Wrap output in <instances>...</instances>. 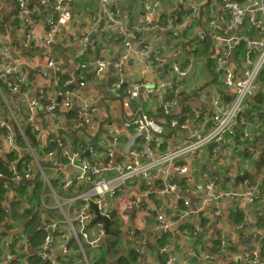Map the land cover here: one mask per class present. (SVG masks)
Returning a JSON list of instances; mask_svg holds the SVG:
<instances>
[{
	"label": "built area",
	"instance_id": "obj_1",
	"mask_svg": "<svg viewBox=\"0 0 264 264\" xmlns=\"http://www.w3.org/2000/svg\"><path fill=\"white\" fill-rule=\"evenodd\" d=\"M41 2L43 6L51 4L55 10V15L49 21L45 36L39 32L35 20H31L30 12L32 11L27 0H18L16 20L18 19L20 24L28 28V36L33 41L44 46L41 54L44 65L37 69L35 76L36 81L51 82V84H49L50 86L46 84L39 90V93L34 95L38 97H31L35 81L29 78L23 67L34 66L37 60L35 57H28L30 65L24 61L22 63L11 62L9 59L11 49L6 38H3L0 42V158L8 161L7 166L13 175L11 180L16 181L17 184L23 182L26 184L30 181L28 186L31 188V186H36L35 179H37L43 186L41 199L43 200V195H50L56 204L50 206V202L46 198L44 205H46L47 211L40 212L37 208L35 210L37 218L41 221L40 229L46 233L39 250L32 249L27 238L29 232L24 224L18 223L9 228H0V264H32V260H36V258L41 261L37 264H75L72 261V256L79 253L82 254L79 262L91 264L92 252L85 250L84 246L95 250L107 242L104 223L102 221L94 222L96 214L91 210L92 202L97 204L102 215L111 218L110 223L116 219L120 220L123 224L122 229H127V224L130 223L126 233L128 236L133 235L136 230H142L147 224L148 215L146 212H149V206L145 201L147 196L155 192L157 194H172L177 192L180 186H189L187 181L183 182L184 180L179 183L167 181L164 188L157 189L154 184L161 173H166L168 178L178 175L191 179L192 168L188 165H181L179 162L193 157L211 143L217 144L214 147L215 153L221 147L225 148L226 145L234 151L239 148H248L246 142L253 136V131L245 129L242 133L237 134L235 127L247 124L246 112L254 107L255 102L252 100L261 89H264V85H262L264 81V31H261L264 30V0L247 2L218 0L221 4V14L207 22L210 32L207 33V29H205L203 34L198 37L194 36V39L207 44L217 41L223 46L226 45L221 56L219 52L221 63L227 61L230 46L241 48L243 44H248L245 65L239 68H232L228 65L225 68L223 84L227 88L226 95L231 98L229 105L225 106L219 97L214 100L210 112H195L196 118L201 119L207 126L209 125V129L196 135L193 139L177 142L172 148L165 149V125L141 110L140 112H127L130 118L124 122V126L127 127L128 132L135 129L136 136L134 138L130 136L129 143L125 148L128 158L121 162L114 161L115 150L112 147L104 148L103 142L77 140L71 143L72 145L68 144V138L73 135L69 130L74 128L75 131H79V129L76 126L62 125L59 120L60 115L71 108L73 109V105L77 104L79 107L75 109L76 121L71 125L75 123L90 124L89 115L91 112L93 113L95 107L88 97L79 94L78 87L73 81L63 80L57 75L59 67L53 58L54 51L51 47L60 29L67 25L72 18L71 6L65 0H42ZM114 2L116 1L99 0V13L109 19L112 24H118L115 19L117 10L112 7ZM207 2L211 3V0L210 2L201 0L198 7H203ZM146 8H150V5H147ZM191 8L196 10L194 5ZM259 14L262 15V18L258 17ZM151 20V12H148L144 25L149 27ZM233 26L252 28L257 36L231 38V33L236 32ZM162 28H164L163 31L171 29L168 26ZM121 35L124 39V46L128 49L124 58H128L132 49L130 33L121 29ZM83 41L85 44H91L89 33L84 35ZM180 51L181 49L178 54ZM191 61L193 62V60ZM159 62L162 65L165 60L160 59ZM150 65L152 64L147 62L143 64V68L146 70L150 68ZM114 66L120 73L119 77H122V63H115ZM79 67L81 69L88 68L90 64L80 63ZM96 67V75L102 76L108 63L99 58ZM170 74L154 87L134 82L124 97V107L130 108L131 103L139 97L143 90L152 99L163 88L164 90L168 89L171 97L173 96V100L167 99L168 103L164 106V112L168 115L171 105L175 103V98L180 93L181 77L187 74V70L183 71L180 66L174 65ZM81 85H84V82H81ZM124 85L122 78H119L115 84V90L120 92ZM9 96L13 97L12 101ZM59 97L60 101H58ZM16 98L18 99L16 100ZM41 109L44 114H41ZM2 111L6 114L4 118H1ZM179 125L180 121L177 119H172L169 122V126L172 128H177ZM28 128L34 132L35 140L40 144L41 149H38L35 143L28 138ZM234 136L239 137V140H236ZM19 137L24 139L25 146L18 143ZM98 149H101L102 154L97 152ZM249 150L253 159H257L262 152L260 160H264L263 150L257 152L254 149ZM85 152H89V154L85 155ZM11 154L15 155V158L9 160ZM47 163H50L51 167H46ZM67 168L73 169L74 176L62 175ZM49 169L52 171L48 172ZM201 174L202 180L204 179L205 182L197 186V190L205 192L204 202L206 204L211 202L217 204L223 199H228L254 205V202L259 198L258 187L251 186L252 183L247 180L245 181L247 182L246 186H243L242 190L226 189V187L217 189L219 181L222 180L220 176H209L203 171ZM2 179L5 180L4 183H2ZM223 179L226 178L223 177ZM53 181H57L64 188L73 189L72 195L67 197L66 194H59ZM138 181L141 182L140 191L137 195H133V191H131L133 186H127V184L131 185ZM0 183L6 187L10 185L3 172H0ZM82 187L86 188L78 193ZM14 196H17L16 200ZM119 197L124 201V211L117 217H112L111 213L115 209L112 201ZM179 199L181 211L179 210L178 215L181 218H188L197 212L201 214V210L197 211L196 208H193L189 199L182 197ZM4 207L9 211L13 210V218H6L5 222L11 224L12 221H17V215L21 214L25 207H29V200L26 196L19 197L15 192L11 195L10 200L4 203ZM62 208H65L66 211ZM45 214H48V218L45 217ZM56 215L59 216L58 219L55 218ZM247 215L250 216L249 212ZM260 220L264 227V214ZM172 222L174 220L170 222L164 211L161 213L157 211L149 231L154 237H157L159 234L169 232ZM87 224L92 229L86 231ZM242 227L244 226L241 225L238 228ZM196 234L198 231H195L194 235ZM254 235L252 239L256 244L252 246L253 250L250 247L242 252L233 251L227 247L228 242L222 239L220 251L207 254L206 258L209 261H214L218 255H221L225 264H264V258L261 256L264 237L257 232H254ZM144 241L139 245V251L144 254L143 262L146 261L145 264H149L150 260L147 256L149 252ZM160 252L166 256L169 254L166 264H179L176 255L170 254L169 243H166Z\"/></svg>",
	"mask_w": 264,
	"mask_h": 264
},
{
	"label": "crops",
	"instance_id": "obj_2",
	"mask_svg": "<svg viewBox=\"0 0 264 264\" xmlns=\"http://www.w3.org/2000/svg\"><path fill=\"white\" fill-rule=\"evenodd\" d=\"M41 1L27 0L32 11L30 12L31 20H35L39 32L45 36L49 21L55 15V10L51 4L43 6ZM65 1L71 6L72 18L67 25L60 29L51 47L54 51L53 58L59 67L57 75L63 80L73 81L78 87L79 94L88 97L95 107L93 113L91 112L89 115L90 124L75 123L71 125L72 122L76 121L75 109L79 107L76 103L73 105V109L71 108L60 115L59 120L62 125L76 126L79 129V131H75L74 128L69 130L73 135L68 138V144L77 140L103 142L104 148L112 147L115 150L114 161L121 162L128 158L125 148L129 143L130 136L132 138L136 136L135 129L128 132L127 127L124 126V122L130 118L127 112L133 113L141 110L165 125V149H170L177 142L193 139L196 135L209 129V125L207 126L201 119L196 118V111L210 112L214 100L219 97L225 106L229 105L231 98L226 95L227 88L223 84L225 68L228 65L232 68L245 65L248 44H243L241 48L230 46L225 63L219 61V52L221 56L226 45L223 46L217 41L208 44L205 49H199L198 57L193 62L188 61L190 57L185 47V50L181 49L178 54L182 48V43L188 45L190 39L194 40V36L198 37L203 34L205 29H207V33L210 32L207 22L214 16L219 17L221 14V4L218 0H211V3L207 2L203 7H198L201 0H115L116 2L113 3L112 7L117 10L115 19L118 24H112L109 19L104 18L99 13V0ZM208 1L210 2V0ZM247 1L250 0H242L241 2ZM191 4L196 7L195 11L192 10L193 5ZM16 5L18 6V0H0V42L6 38L11 49L9 58L11 62L22 63L24 61L30 65L28 64V57L36 58L37 63L34 66L23 67L29 78L32 76L35 81L31 97L36 98L38 96L34 95L39 93L41 88H44L46 84L48 86L51 84V82H38L35 76L37 69L44 65V60L41 57L44 46L33 41L28 36V28L20 24L18 19L16 20V9H18ZM147 5H150V8L147 9ZM148 12H151L152 18L149 27L144 25ZM258 17L262 18V15L259 14ZM164 26L171 27L170 31H163L164 28L162 27ZM187 26L188 31H185ZM233 28L236 29V32L231 33V38L235 36L244 38L245 36L248 38L257 36L252 28L236 26ZM121 29L130 33L132 49L128 58H124L128 49L124 46ZM87 33L90 34V45L83 41L84 35ZM99 58L108 63V67L102 76H97L95 73L96 62ZM208 58L214 61L213 65L208 63ZM160 59H164L165 63L160 65ZM147 62L152 65L145 70L143 64ZM80 63L90 64V67L81 69ZM115 63H122V77H119L120 73L114 66ZM174 65L180 66L183 71L187 70V74L181 77L180 95L178 94L175 98V103L171 105L168 115L164 112V106L168 103L167 99L173 100V96L171 97L168 89L165 91L163 88L152 99L143 90L139 97L131 103L130 108L124 107V97L128 93L130 85L136 82L149 87L157 86L161 80L171 75L170 70ZM210 70H213L214 74ZM119 78H122L125 84L120 92L115 90V84ZM81 82H84V85H81ZM262 85H264V81ZM9 97L12 101L13 97ZM252 101L255 104L246 115L247 124L245 127H238L241 131L245 129L253 131V136L246 142L247 149H254L255 152L264 151V89H261ZM133 104L138 107L132 108ZM4 117L6 114L2 111L1 118ZM172 119L180 121L177 128L169 126ZM245 149L239 148L234 151L226 145L225 148L221 147L212 156L208 150L201 152L200 165L203 166L200 169L197 165L192 168L191 179L178 175L168 178L166 173H161L154 184L157 189L164 188L167 181L179 183L184 180L183 182L187 181L189 186H180L177 192L172 194H157L155 192L147 196L145 199L149 206V212H146L148 215L147 224L142 230L134 233V235H138L135 236L137 240H133L135 237L123 240V245L127 247L122 250V253L133 249L129 247L132 241H135V249L139 251L142 236H144L145 244L148 241H155L154 236H151L149 231L156 216L153 215L154 210L158 213L164 211L170 222L174 220L172 228L167 232L170 234L168 243L170 253L177 256L179 264H225L221 255H218L214 261H209L206 258L207 254L218 252L215 250V246L219 239L221 241L225 239L228 242L227 247L238 252L255 245L256 243L252 239L255 236L254 232L264 237V227H262L263 223L260 220L264 214V202L258 203L259 200H257L254 205H249L243 201L240 203L237 200L223 199L217 204L214 202L206 204L204 202L205 192L197 190L196 185L203 171L209 176L216 175L222 178L217 189L226 187V189L242 190L243 186H246L247 182L245 181L247 180L252 183L251 186L258 187V194L264 196V167H261L259 162L262 152L257 159H253V156H247ZM187 161L191 162L192 157L187 158ZM246 172H249V178L245 179L244 182L237 181L236 177L240 173L244 175ZM62 175L74 176L73 169L67 168ZM127 186H133L131 191H133V195H137L141 188V182L127 184ZM151 190L153 191V189ZM121 197L123 196L121 195ZM180 197L189 199L193 208H196L197 211L201 210V214L197 212L188 218H181L178 215L179 210L181 211ZM14 199L16 200V198ZM112 203L115 207L114 210H118V214L124 211L122 198L119 197ZM237 211H240L245 218L240 224L235 222L233 216ZM248 212L250 216L247 215ZM241 225L244 227L238 228ZM129 226L130 223L127 224L126 231H128ZM126 231L125 234L127 235ZM195 231H198V234L194 235ZM112 232L111 237L122 238L121 231ZM220 248L221 246H219ZM100 250L101 246L97 251ZM81 256V253L72 256V261L75 264H83L79 262ZM96 256L98 255H95L94 258ZM147 256H149V264H161L160 257L155 250L153 254L150 253ZM110 260L115 262L117 256H108L107 261ZM145 262L139 261L137 264H145Z\"/></svg>",
	"mask_w": 264,
	"mask_h": 264
},
{
	"label": "trees",
	"instance_id": "obj_3",
	"mask_svg": "<svg viewBox=\"0 0 264 264\" xmlns=\"http://www.w3.org/2000/svg\"><path fill=\"white\" fill-rule=\"evenodd\" d=\"M185 31H188V26H187V28H185ZM188 43H189L188 45L187 44L184 45V43H182V46H181L182 48H180V49L185 50L184 49V47H185L188 50V51L187 50L186 51L190 57V59L188 60L189 62H190V60H194V59H196V57H198L197 52L199 49H205L206 46L208 45L207 43L202 42V41L200 42L197 39H194V40L190 39V41H188ZM208 63H211V65H213L214 61L211 58H208ZM210 72L212 74H214L213 70H210ZM246 113H248V110ZM41 114H44L43 109H41ZM239 127L238 126L235 127L237 134H240L243 132V131H241V129ZM27 136L32 142L35 143V146L38 149H41L40 144L37 142V140H35V135H34V132L32 131L31 128L27 129ZM234 138L236 140H239V137H237V136H234ZM18 143L21 144L22 146H25L24 139L21 137L18 138ZM216 145H217L216 143L208 144L207 146L204 147L203 150H200L198 153H196L192 157L191 162L184 160L182 162H179V164L188 165L191 168H193L194 166L197 165L199 167L198 169H200L203 166V165H200L201 164V155H200L201 152L208 150L211 153L210 156H212L215 153L214 147ZM100 150L101 149H98L97 152L102 154ZM245 151H247V154H248L247 156L249 157L251 155L250 150L246 148ZM14 158H15V155H13V154L9 155V160H12ZM259 162H260V166L264 167V160L261 159ZM8 164H9L8 161L0 158V172H3L5 174V176L7 177V179L9 180V183H10V185L7 187L0 183V228L1 229L9 228L10 226L12 227V225H17L18 223H20L21 225L25 224L27 231L29 232V237H27V238L31 244L32 249L39 250L41 248L40 245H41L42 240H43L46 233L43 229H40L41 221L37 218L38 216L35 213L36 208L34 210H30V209H28V207H25L23 212L25 210H27V212L22 217H21V214H18L17 215V221H12V223L10 224L9 222H7V223H5V222L7 221L8 218L9 219L13 218V216H12L13 210L12 209H11V211L7 210L4 207V203H6L7 200L9 201L11 195H13V194H15V192H17V195L19 197L24 198L26 196L29 200V204L39 205V199H41V196H42L43 186H41V184L38 182L37 179H35L36 186H31V188H30V186H28V184L31 183L30 181L26 182V184H24V182L21 184H17L16 181L11 180L13 175L9 171V168L7 166ZM47 164L48 165L46 167H48V166L51 167L50 163H47ZM47 171L51 172L52 170L49 169ZM4 182H5V180L2 179V183H4ZM204 182H205V180L204 179L202 180V177L200 176L199 180L197 181V186L202 185ZM53 183H54V187L57 188L59 194L64 195L67 191H70V193L73 192V189L64 188L57 181H53ZM85 188L84 187L80 188L78 190V193L81 192L82 189H85ZM258 195H259V198H258L259 202L258 203H263L264 202L263 194L262 195L258 194ZM233 216H234L235 222L237 221L239 224L242 223L243 220L245 219L244 215L240 211H237L236 214H234ZM110 224L112 226L117 225L118 227H121L122 222L120 220L116 219V220L112 221ZM118 231L122 232V228L119 229ZM136 236H138V235H136ZM169 237H170L169 233H163V235L159 234L157 237H154L155 238L154 242H150V241L146 242V246H147L149 254L150 253L153 254V251L155 250L156 253L160 257V263L161 264H166L168 257H169V254H168V256H166L164 253L160 252V249L163 246H165L166 243L169 242ZM133 240H137V238L135 237ZM132 243L135 244V241H133ZM115 244L120 245L123 248H125V246H123L122 240L113 241V240L108 239L106 244L103 245V247L101 249L106 248V249L110 250L112 247L115 246ZM220 244H221V240L219 239V241L216 243V246H215V250L218 252L220 251V249H219ZM98 249L99 248H97L96 251L94 253H92L91 257L92 256L94 257L95 255L103 254V251H101V250L97 251ZM143 256H144V254H142L141 251H137L135 248H133V249H130L129 251H125V253H122V251L119 252L117 255V260L115 262L112 260L107 261V259H105L102 261L101 264H137L139 261H141V262L143 261L142 260ZM261 256L264 258V238L262 240ZM109 257H114V256H109ZM177 260H178V258H177ZM39 262H41V261L37 258H36V260H32V264H37Z\"/></svg>",
	"mask_w": 264,
	"mask_h": 264
},
{
	"label": "rangeland",
	"instance_id": "obj_4",
	"mask_svg": "<svg viewBox=\"0 0 264 264\" xmlns=\"http://www.w3.org/2000/svg\"><path fill=\"white\" fill-rule=\"evenodd\" d=\"M240 175H242V173H240ZM66 194V196L67 197H70L71 195H72V193H70V192H66L65 193ZM48 199L49 200V202H50V206H55V204H56V202L54 201V198L52 197V196H44L43 195V200L42 199H39V205H36V204H29V207H28V209H30V210H34L35 208H37L40 212L42 211V210H46L47 211V209H46V205H44V199ZM59 201L61 202V200L59 199ZM112 205V204H111ZM111 205H110V207H111ZM205 205V204H204ZM110 207H109V209H110ZM63 210H65L66 211V209L65 208H62ZM27 212V210H25L23 213H21V217L25 214ZM53 214H55V212H53ZM116 214H117V216L119 215L118 214V212H116ZM111 215H112V213H111ZM55 218L56 219H58L59 218V216L58 215H56L55 216ZM110 218V217H109ZM111 219V218H110ZM98 224V223H97ZM122 226H123V224L121 225V227H118L117 225H111L110 224V226H109V229H110V231H116L117 233H118V230L119 229H121L122 228ZM88 229H92V227L91 226H89V224H87V229H86V231L88 230ZM125 231H126V229H122V232H120V233H122V238H116V237H111V235L110 234H107L106 235V237H107V240L109 239V240H113V241H120V240H122V242H123V240L125 239V238H134L136 235H129V236H127L126 234H125ZM151 234V233H150ZM151 236H152V234H151ZM143 237L144 236H142V241H143ZM133 242V241H132ZM228 245V244H227ZM124 246V245H123ZM103 246H101V248H102ZM125 247H127V246H125ZM129 247H131V248H135V244H133V243H131L130 245H129ZM84 249L85 250H87V251H89V252H93L94 250L91 248V247H89V246H84ZM124 248L122 247V246H120V245H117V244H115V246L114 247H112L110 250H108V249H106V248H103V249H101V251H103V254H100V255H98V256H96L95 258L94 257H91V260H90V263L91 264H101L102 263V261L103 260H105V259H107L108 258V256H117L118 255V253L119 252H121L122 250H123ZM177 257V256H176Z\"/></svg>",
	"mask_w": 264,
	"mask_h": 264
},
{
	"label": "water",
	"instance_id": "obj_5",
	"mask_svg": "<svg viewBox=\"0 0 264 264\" xmlns=\"http://www.w3.org/2000/svg\"><path fill=\"white\" fill-rule=\"evenodd\" d=\"M239 1H242V0H239ZM142 6L144 7V4H142ZM96 68H97V67H96ZM95 71H96V70H95ZM30 79H32V76L30 77ZM165 91H166V90H165ZM58 101H60V97L58 98ZM134 107H138V106H137L136 104H133V105H132V108H134ZM88 154H89V152H85V155H88ZM258 167H259V165H258ZM222 173H223V172H222ZM247 178H249V173H248V172H246L244 175H239V176L236 177L237 181H241V182H244L245 179H247ZM90 207H91V210L94 211L95 214H96V217H95V219H94V222H95V221H102V222L104 223L106 233H107V234H112L113 232L110 231V229H109V226H110V218H109L108 216L102 215V214L100 213V211H99L98 206H97L96 203L92 202V203L90 204ZM156 213H157V211L154 210L153 215H156ZM111 216H112V217H117V214H116V211H115V210L113 211V213H112ZM45 217L48 218V215L45 214ZM118 218H119V217H118ZM148 219L150 220V217H148ZM137 232H138V230H136V233H137ZM116 235H117V233H116ZM253 248H254V247H252V248H250V249L253 250Z\"/></svg>",
	"mask_w": 264,
	"mask_h": 264
},
{
	"label": "clouds",
	"instance_id": "obj_6",
	"mask_svg": "<svg viewBox=\"0 0 264 264\" xmlns=\"http://www.w3.org/2000/svg\"><path fill=\"white\" fill-rule=\"evenodd\" d=\"M17 199V197H15ZM48 215V214H47ZM25 225V224H24Z\"/></svg>",
	"mask_w": 264,
	"mask_h": 264
}]
</instances>
